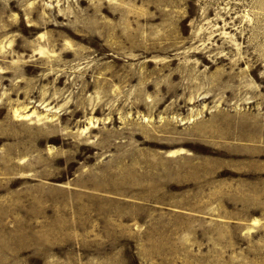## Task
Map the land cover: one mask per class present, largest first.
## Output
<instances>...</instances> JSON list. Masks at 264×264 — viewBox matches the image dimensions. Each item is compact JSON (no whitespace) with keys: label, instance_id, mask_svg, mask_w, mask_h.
I'll return each instance as SVG.
<instances>
[{"label":"rangeland","instance_id":"obj_1","mask_svg":"<svg viewBox=\"0 0 264 264\" xmlns=\"http://www.w3.org/2000/svg\"><path fill=\"white\" fill-rule=\"evenodd\" d=\"M0 264H264V0H0Z\"/></svg>","mask_w":264,"mask_h":264}]
</instances>
